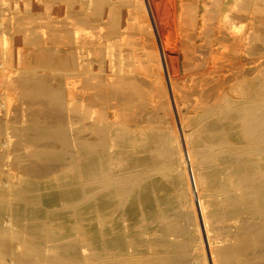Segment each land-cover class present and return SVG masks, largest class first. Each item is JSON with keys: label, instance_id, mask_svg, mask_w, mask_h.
<instances>
[{"label": "bare ground", "instance_id": "obj_1", "mask_svg": "<svg viewBox=\"0 0 264 264\" xmlns=\"http://www.w3.org/2000/svg\"><path fill=\"white\" fill-rule=\"evenodd\" d=\"M1 5L0 264H264V0Z\"/></svg>", "mask_w": 264, "mask_h": 264}, {"label": "rangeland", "instance_id": "obj_2", "mask_svg": "<svg viewBox=\"0 0 264 264\" xmlns=\"http://www.w3.org/2000/svg\"><path fill=\"white\" fill-rule=\"evenodd\" d=\"M9 1H11V2H16V1H20V0H9ZM1 8H2V11H0V13L2 12V15L4 14H6V15H9L10 14V11H7V10H4L3 8H4V5H1ZM29 8H30V11L29 12H32V13H37L38 11H37V9H35V8H32V7H28L27 9H25L24 11H28L29 10ZM37 11V12H36ZM4 12V13H3ZM12 31H8V34L6 35V34H4L3 33V35H4V37H6V38H9V39H15L16 38V35H15V33L13 32V33H11ZM11 33V34H10ZM10 34V35H9ZM8 36V37H7ZM49 97V96H48ZM48 97H46V98H48ZM9 99L11 100L10 102L12 103V105L13 104H15V105H19L20 103H21V99L15 94V93H10V95H9ZM47 100H49V99H47ZM46 100V101H47ZM19 103V104H18ZM10 116H13L14 117V114H10V115H8L7 117L8 118H10ZM29 125L30 126H35V124H37L36 123V121L34 120V119H30L29 120ZM34 147V145L33 144H29V147H28V150L30 149V151L28 152V150L27 149H23V150H21V151H17V152H15V154H17L18 152V155L20 154V153H22V152H26V153H30L31 151H33V148ZM27 150V151H26ZM32 153V152H31ZM10 167V169H13V170H11V171H14L15 173H17V170L16 169H14V166H9ZM23 174V173H22ZM184 181H187L186 180V178L184 177ZM188 181H189V179H188Z\"/></svg>", "mask_w": 264, "mask_h": 264}]
</instances>
